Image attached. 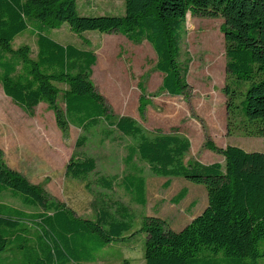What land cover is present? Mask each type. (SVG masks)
<instances>
[{"label": "trees", "instance_id": "16d2710c", "mask_svg": "<svg viewBox=\"0 0 264 264\" xmlns=\"http://www.w3.org/2000/svg\"><path fill=\"white\" fill-rule=\"evenodd\" d=\"M123 15H80L77 0H0V86L6 97L32 115L45 104L66 136L68 122L88 132L101 123L104 134L117 131L133 142L127 147V173L101 177L106 190L117 184L133 202L146 205V182L135 161L151 174L184 178L203 185L207 205L180 231L155 216L140 217L137 232L145 236L144 264H259L264 259V152H247L206 139L204 147L223 157L224 164L184 162L190 142L178 130L145 132L128 116L113 119L103 96L92 82L97 54L89 47L62 44L45 33L66 22L77 33L118 32L133 43L146 40L156 54L154 67L162 73L160 90L172 97L189 95L187 66L180 61L187 13L221 17L225 40V68L230 78L223 87L229 119L238 117L248 136L264 138V0H124ZM38 20L37 52L14 38ZM88 45L87 40H83ZM62 99L64 109L58 105ZM149 99L139 98L143 118ZM80 137L76 147H82ZM96 170L92 158H72L65 175L86 180ZM170 185V180L165 187ZM20 197L27 213L0 204V255L19 256V264H86L132 230V212L115 203L101 207L94 219L76 217L63 204L51 201L45 190L31 183L3 160L0 149V194ZM183 188L175 204L187 195ZM16 264V262H15Z\"/></svg>", "mask_w": 264, "mask_h": 264}, {"label": "rangeland", "instance_id": "374dc122", "mask_svg": "<svg viewBox=\"0 0 264 264\" xmlns=\"http://www.w3.org/2000/svg\"><path fill=\"white\" fill-rule=\"evenodd\" d=\"M124 0H77L80 15H123ZM38 20H29L28 28L13 40L14 48L20 44L30 47L31 56L37 52ZM221 17H200L187 13L185 32L181 45L180 61L187 66L186 80L190 87L187 97H172L160 90L162 73L155 69L156 54L143 40L133 43L118 32L101 33L96 30L74 32L64 22L56 28H46L45 33L62 44L89 47L97 52L92 68V82L105 99L113 119L128 116L145 132L159 130L178 134L190 142L184 162L196 160L203 164L219 162L223 157L204 147L206 139L216 146H237L247 152H264V138L248 136L238 117L229 119L227 99L223 87L230 81L225 68V40L220 29ZM88 41V45L83 43ZM150 104L144 117L138 113L140 96ZM58 105L64 109L62 99ZM104 123L83 132L68 122L66 136L58 128L54 114L45 104L38 105L29 115L5 96L0 86V149L4 162L21 173L31 183L40 185L51 201L71 209L76 217L94 219L97 211L108 206L111 211L119 203L132 212V230L124 241H114L96 254V262L86 264H144L145 236L137 232L140 217L155 216L164 220L173 231H180L207 205L206 189L184 178H163L150 173L148 165L135 161L146 182V205L135 204L117 184L106 190L99 184L101 177H116L118 181L127 173V147L132 140L113 131L103 132ZM85 138L82 147L75 142ZM92 158L96 170L86 180H73L65 175L67 163L72 158ZM170 180V185L165 187ZM188 196L178 204L173 199L181 189ZM0 204L20 209L26 208L10 193L0 194ZM19 264V256L0 255V264ZM264 264V259L259 260Z\"/></svg>", "mask_w": 264, "mask_h": 264}, {"label": "crops", "instance_id": "0c3cea01", "mask_svg": "<svg viewBox=\"0 0 264 264\" xmlns=\"http://www.w3.org/2000/svg\"><path fill=\"white\" fill-rule=\"evenodd\" d=\"M94 51H95V50H94ZM95 52H96V51H95ZM96 54H97V52H96ZM187 196H188V193H187ZM187 196H186V197H187ZM186 197H185V198H186ZM198 215H199V214H198ZM195 217H196V216H195Z\"/></svg>", "mask_w": 264, "mask_h": 264}]
</instances>
